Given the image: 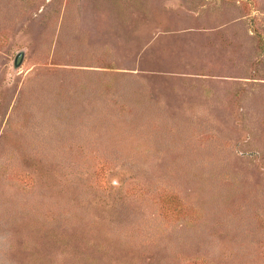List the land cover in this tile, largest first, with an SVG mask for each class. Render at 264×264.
Segmentation results:
<instances>
[{"label": "rangeland", "instance_id": "obj_1", "mask_svg": "<svg viewBox=\"0 0 264 264\" xmlns=\"http://www.w3.org/2000/svg\"><path fill=\"white\" fill-rule=\"evenodd\" d=\"M0 264H264V0H0Z\"/></svg>", "mask_w": 264, "mask_h": 264}, {"label": "water", "instance_id": "obj_2", "mask_svg": "<svg viewBox=\"0 0 264 264\" xmlns=\"http://www.w3.org/2000/svg\"><path fill=\"white\" fill-rule=\"evenodd\" d=\"M23 59H24V51L21 50L18 55L16 56V59H15V66H19L22 62H23Z\"/></svg>", "mask_w": 264, "mask_h": 264}]
</instances>
